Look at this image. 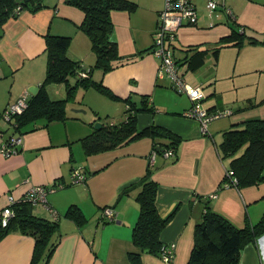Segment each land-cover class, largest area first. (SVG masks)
<instances>
[{
	"label": "crops",
	"instance_id": "obj_1",
	"mask_svg": "<svg viewBox=\"0 0 264 264\" xmlns=\"http://www.w3.org/2000/svg\"><path fill=\"white\" fill-rule=\"evenodd\" d=\"M64 1L45 0L46 8L36 13L22 11L17 19H9L0 27V112L30 93V87L37 86L39 90L46 66L44 34L69 35V54L84 65L94 62L90 40L78 29L84 14ZM136 1L138 8L132 13H111L112 36L120 54L137 55L136 59L104 74L103 83L116 95L130 96L137 103L143 95H150L157 113L140 114L137 127L154 123L176 133L180 137L176 155L157 153L150 163L154 143L143 136L86 156L83 149L80 151L78 139L92 130L90 121L94 118L83 117L80 112L76 118L45 127L42 121L34 124L35 130L21 136L17 152L6 157L0 154V209L7 205L9 196L20 199L32 186H55L46 194V205L32 206L37 216L52 219L53 210L61 218L58 244L47 264H132L127 253L134 248L131 234L139 212L135 199L139 187L133 186L128 194L122 191L137 182L148 167H152L159 183L158 212L162 216L172 214L161 240L175 243L173 264H187L194 228L206 203L237 226L244 225L246 219L254 224L264 212V182L239 189L220 187L229 159H223L218 151L225 130L250 118H264V0H222L236 23L244 27V33L255 39L246 37L241 46L221 47L217 57L209 51L193 75L186 78L184 74L188 85L204 92L201 104L207 111H233L231 116L213 120L206 132H202L197 120L182 115L192 104L190 97L178 93L167 78H157L161 59L151 52V47L158 13L165 9L167 0ZM193 1L196 24L178 28L170 45L177 59L187 56L186 48L210 47L231 32L232 25L224 12L210 13L206 0ZM177 65L181 75L191 72L185 65ZM47 92L51 97L64 94L54 85H48ZM73 105V109H83ZM112 106L106 111L111 112ZM6 126L0 120V144L12 134ZM75 167L85 173L83 183L70 184ZM59 183L65 186L57 187ZM214 192L216 198H206ZM71 204L78 205L88 219L82 228L62 217ZM103 206L113 208L115 221L99 222ZM33 246L32 237L9 232L0 240V264H30ZM141 257L145 264L158 262L145 253ZM239 264H264V235L242 249Z\"/></svg>",
	"mask_w": 264,
	"mask_h": 264
},
{
	"label": "trees",
	"instance_id": "obj_2",
	"mask_svg": "<svg viewBox=\"0 0 264 264\" xmlns=\"http://www.w3.org/2000/svg\"><path fill=\"white\" fill-rule=\"evenodd\" d=\"M64 2L83 12L84 18L78 29L89 38L95 60L90 65H84L81 59L71 56L69 35L49 32L44 34L45 76L35 94H26L27 105L21 112L10 113L9 120H5L4 114L11 104L0 112V120H3L7 125L6 128L12 131L10 134L12 136L8 135L4 140L11 141L14 136H22L35 130L37 127L34 124L39 121L44 122L45 127L51 122L78 117L77 114L72 116L68 114L67 104L75 102L82 90L94 88L104 96L123 101L125 114L124 119L119 122H101L98 116L90 121L92 130L78 139L86 156L115 149L143 136L153 140V149L160 154L168 148L176 151L180 137L167 127L154 123L137 127V118L140 114L157 113L150 95H143L137 103L130 96L122 98L116 95L103 83L104 74L136 59L137 55L120 54L117 41L112 36L111 13L117 10L132 13L137 10L138 2L136 0H65ZM46 7L45 0H0V27L9 19H17L22 11L36 13ZM234 19H228L232 25L230 35L210 47L205 48L203 45L188 47L187 56L182 59L176 57L175 60L185 65L187 71H196L204 64L209 51L217 57L221 47L229 44L241 46L246 37L254 40L253 36L244 33L242 29L244 27L238 25ZM49 84L64 85L65 96L51 97L47 92ZM262 101L264 102V99ZM96 123H99V126L95 127ZM218 151L223 159H229L227 171L237 180V189L264 182V118H250L225 130ZM230 181L229 178L224 177V183L230 184ZM133 186L139 187L135 196L139 212L131 234L134 248L128 251V258L132 264H145L141 257V253H145L162 260L166 243L162 242L161 233L170 222L172 214L162 216L158 212L156 199L159 183L152 167H148L140 179L126 187L122 194H128ZM105 208L106 206H103L100 210ZM14 210L15 216L11 218L9 224L5 227L0 225V240L11 231H19L32 237L34 246L30 264H47L58 244L56 236L58 237L60 232V216L58 215L57 219L37 216L33 214L32 205L29 203L14 205ZM62 217L73 222L78 228H82L88 222L81 208L76 204L69 205ZM98 218L100 220V214ZM262 235H264V212L254 224L246 219L244 225L237 226L206 203L202 217L194 228L193 246L187 264H239L242 249L247 244L256 242ZM164 264H173V259Z\"/></svg>",
	"mask_w": 264,
	"mask_h": 264
},
{
	"label": "built area",
	"instance_id": "obj_3",
	"mask_svg": "<svg viewBox=\"0 0 264 264\" xmlns=\"http://www.w3.org/2000/svg\"><path fill=\"white\" fill-rule=\"evenodd\" d=\"M206 7L210 13L216 11H222L225 13L228 19H234L233 13L229 7L225 5L222 0H206ZM197 11L193 0H167L165 9L159 13L157 27L154 33V41L152 47V53L161 59V63L158 69V79L167 78L170 82V86L174 89L186 93L192 100L190 108L185 110L182 115L193 118L200 123L202 132L207 131L208 125L215 119L228 117L233 114L230 108L209 112L202 107V100L205 95L201 88L190 86L186 83L182 75L180 74L179 67L174 57V52L170 47L171 43L175 39V32L178 28L184 25H195L197 22ZM27 95L20 97L16 102L10 105L8 111L5 112V120L10 119V113H19L27 105ZM21 142V136H14L11 141H2L0 144V154L4 157L17 152ZM156 149H152L150 154V163L154 162L155 155L157 154ZM165 157H174L175 150L172 148L166 149L163 153ZM225 170V177L229 178V182L223 183L222 187H236L237 180L232 178ZM232 178V179H231ZM86 179L85 173L81 168H72L70 173V183L78 184L83 183ZM57 187H62V184H57ZM55 186L52 185L47 188L44 185L32 186L20 199H16L14 196L8 197V203L5 207L0 209V225L5 227L11 221V218L15 216L14 205L20 203H29L32 206L42 203L46 205V194L49 191L55 190ZM217 193L210 194L209 198H216ZM52 219H57L58 214L51 210ZM115 211L112 207H106L100 213L99 222H112L115 221ZM176 245L174 242L166 243L164 247V253H162V261L167 263L174 257V250Z\"/></svg>",
	"mask_w": 264,
	"mask_h": 264
},
{
	"label": "rangeland",
	"instance_id": "obj_4",
	"mask_svg": "<svg viewBox=\"0 0 264 264\" xmlns=\"http://www.w3.org/2000/svg\"><path fill=\"white\" fill-rule=\"evenodd\" d=\"M184 74L186 75V78L193 75L192 72H184L182 75L184 80H185ZM166 80L169 81L168 79H166ZM49 85H54L56 87H60L64 92L63 95H58V96H55L54 98H60L62 96L63 97L65 96L66 91H65L64 85L62 87L58 86V84H49ZM177 92L181 93L179 91H177ZM181 94L185 95V93H181ZM101 95L102 94L94 88L82 90L81 94L79 93V97L76 98L75 102L67 104L68 114L70 116H72L74 114L79 113V112L73 111V106H74L73 104H76V105L82 106L83 109L87 108V109H85V112L83 113V117L95 118L98 116L99 119L101 120V122H108V121L119 122V121H122L124 119V114H125V107L123 108L124 102H120L118 100H114L113 98H109L107 96H104V95L101 96ZM110 105H113L112 109H111L112 111L111 112L106 111L108 106H110ZM74 109H76V108H74ZM80 113L82 114V112H80ZM87 120H90V119L88 118ZM93 120H91V121H93ZM78 146L81 148L80 151L82 153L81 144H78ZM240 152H241V150H240ZM152 257L156 261H158V262H156V264H164L159 257H156V256H152Z\"/></svg>",
	"mask_w": 264,
	"mask_h": 264
},
{
	"label": "water",
	"instance_id": "obj_5",
	"mask_svg": "<svg viewBox=\"0 0 264 264\" xmlns=\"http://www.w3.org/2000/svg\"><path fill=\"white\" fill-rule=\"evenodd\" d=\"M37 90H38V87L37 86H32V87H30L29 88V92L31 93V94H35L36 92H37ZM73 111L74 112H82V113H84L85 112V110L84 109H73ZM97 126H99V123H96V125H95V127H97Z\"/></svg>",
	"mask_w": 264,
	"mask_h": 264
},
{
	"label": "clouds",
	"instance_id": "obj_6",
	"mask_svg": "<svg viewBox=\"0 0 264 264\" xmlns=\"http://www.w3.org/2000/svg\"><path fill=\"white\" fill-rule=\"evenodd\" d=\"M178 91V90H177ZM181 93H183V92H181ZM186 94V93H185ZM187 95V94H186ZM188 96V95H187ZM183 113V112H182ZM153 149V148H152ZM175 155H176V151H175ZM175 157V156H174Z\"/></svg>",
	"mask_w": 264,
	"mask_h": 264
}]
</instances>
